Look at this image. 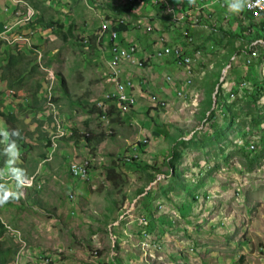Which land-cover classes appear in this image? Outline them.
<instances>
[{
  "label": "rangeland",
  "instance_id": "obj_1",
  "mask_svg": "<svg viewBox=\"0 0 264 264\" xmlns=\"http://www.w3.org/2000/svg\"><path fill=\"white\" fill-rule=\"evenodd\" d=\"M156 1L57 0L52 5L48 0L42 2L46 18L54 22L47 27L39 26L31 36V43L44 54L42 62L50 63L67 80V93L56 85L61 109L91 114L89 124L84 122L83 125L92 128L95 138L91 144L79 137L73 144L63 141L51 166L43 164L51 177L39 191L40 206L13 201L12 206L17 205L22 210L5 204L0 206V214L12 225L13 218L24 219L30 231L27 237L30 249L38 251L47 246L50 251L46 252L60 256V264H264V59L259 58L262 61L253 66L243 61L249 36L233 33L239 31L237 18L242 20L243 10L236 13L237 16L221 4L211 3L206 11L213 12L215 29H204L205 15L200 26L194 29L189 26L193 40L188 41L185 38L188 25L181 26L176 19L186 13L191 17L197 15L194 4L198 0L191 4L189 0H169L167 5L174 10L171 18L164 17L167 9L162 4L156 5ZM225 2L229 5L230 0ZM7 5L12 6V1L0 0V23L9 12L5 10ZM158 11H162V16ZM139 16L145 29L143 24L141 29L137 26ZM150 17L156 22L152 34L146 29ZM105 18H125L127 31L119 33L110 29L101 34L99 29ZM160 18H165L166 30L159 24ZM60 21L65 22L66 28L74 24L73 31H68L66 37L65 28L60 31ZM113 31L117 36L112 39ZM127 33L135 37L127 38L129 43L138 42L136 44L148 53V57L143 58L145 68L132 70L134 77L146 80L145 90L151 94L150 98L160 94L159 99H164L165 94L168 105L166 109L148 110L149 101L144 102L136 95L135 113L124 114L126 118L122 117L120 126L124 127L128 120L132 128L120 129L119 134L115 131L105 134L98 116L90 111L91 100L115 88L108 81L107 73L116 62H109L110 67H107V53L110 51L112 55L114 44L120 43ZM161 35H165L171 45H185L184 49L191 53L201 48L204 53L194 62L193 83L186 89V98L175 93L176 83L182 84L184 75L176 76L175 84L166 78L174 77L177 70L175 65L165 64L172 59L150 58L152 49L147 41ZM6 49L1 47L0 62L6 58ZM22 50L36 57L34 51H27L26 47ZM233 55L235 58L231 59ZM133 66L128 67L136 68ZM41 77L40 71L25 79L28 88L18 92V100L13 97L11 101L2 89L6 88L5 82L0 80V112L16 108L22 111L19 117L28 131L25 142L35 146L32 150L27 147L21 150L28 156L25 162L28 161L30 173L37 166L35 161L42 152L46 129L52 126L49 118L48 121L37 119V109H21V102L31 96ZM122 80L126 81L123 77ZM243 80L250 81L253 89L246 88L245 81L243 88H239ZM117 82L123 85L120 78ZM232 90H236L235 98L228 96ZM44 95L41 91L40 96ZM213 111L216 114L203 126L206 115H212ZM160 128L168 132L167 137L151 133ZM216 129L222 130L218 137L213 136ZM0 134H7L1 116ZM103 137L108 141L98 145ZM179 137L189 143H184V147ZM145 138L148 143L138 150L140 159L126 163L122 154L127 148L133 153L129 144ZM252 143L255 149H250ZM86 147L102 160L94 164L90 180L75 179L74 192L68 155H73L75 148L78 152L79 149L87 151ZM174 147L185 149L177 175L169 172L168 154ZM111 165H115V182L107 175ZM161 173L170 176L164 178ZM156 174L161 177L159 183L154 182ZM71 191L75 193L74 198L70 197ZM161 210L165 218H156L155 214ZM118 215L122 219L113 227L117 240L113 243L108 226ZM142 215L150 220L147 226L139 223ZM30 218H38V221L31 224ZM39 224H44V231H38ZM147 227L157 234L148 238L139 233ZM2 239L8 248H15L11 237L6 235ZM141 245L144 248L141 249ZM152 247L154 249L147 254Z\"/></svg>",
  "mask_w": 264,
  "mask_h": 264
},
{
  "label": "bare ground",
  "instance_id": "obj_2",
  "mask_svg": "<svg viewBox=\"0 0 264 264\" xmlns=\"http://www.w3.org/2000/svg\"><path fill=\"white\" fill-rule=\"evenodd\" d=\"M132 63L135 66H133L130 62L129 63L128 62H120V64L116 67V69L118 70L121 82H123V80H122L123 76L121 74V69H120L121 65L125 64L126 66L128 65L129 67L133 66V67H136V69H143V68H145L144 66L146 65V62H132ZM165 63H167V62H165ZM173 63L175 65V67L177 68V71L174 72L175 76L174 77L167 76L166 78L169 80V82H171V84H175V82H178V80L176 79V76L179 75V77H181V74H183L184 75V81L182 82V84L180 82L176 83L177 87H176L175 93L178 97L186 98V96H188L186 94V89L188 87H190L192 84L189 83V84H187L188 86H185V84L187 83L188 75H191V78L193 81V71L195 70V64H194V62H173ZM256 63L257 62H255L253 64H256ZM106 64H107V67H110L109 62H106ZM253 64H251V65L247 64V65L253 66ZM179 70H180V73H179ZM62 76L65 78L64 75H62ZM107 77H108L109 82H111V83L113 82L112 84L115 86V88L111 89V90H106L102 94L101 97L94 98L93 100H91V106L94 105L96 108V110L93 112H95V114L98 116L99 122L101 123V126H102V132L105 134H112V133H114V129L111 125V120H112L111 117H112L114 111H117V113L121 117H125L124 114L132 115L133 113H135L134 112V105L137 103V97L133 92H131V90L136 89L135 86H133V85L128 86L126 91H125L126 94L131 95V96H135L136 100L132 104V106L130 107V109H129L130 111L125 112L127 108H125L124 102H118L116 98H108L107 97V96H109V97L110 96H116V94H114V93L117 92V87H123V85H120V83L117 82V78H114L113 70L111 67H110V71H108V73H107ZM190 81L191 80H189V82ZM244 81H246V80H243V82ZM66 82H67V80H66ZM127 82L132 83V81L129 78H127V80L124 81L123 83H127ZM56 83L61 84V76L58 77L56 82L52 83V84H56ZM135 84L138 87H140L141 93H145V94L147 93L145 90L146 89V86H145L146 83L142 84V83H140V80H139ZM241 85L242 84L239 85V88H243V87H241ZM246 88L253 89L252 83L248 80L246 81ZM55 90L56 89L53 86H48V87L45 86V88L43 90H41L45 93V95L42 97V99H43V101L41 102L42 107H41V109L38 110L39 112L36 115L38 120H47L48 121V118H49L50 124L52 126V129H46V137H45L44 141L42 142L44 145V148H43L44 152L46 153L45 161L43 164H49L53 161V159L55 158V155H56V151H57V149H59L61 142H63V141L75 142L77 139H75V137L74 138H71V137L74 136L76 132H77L76 134L80 135L79 138H84L88 143H89L88 136L93 134L91 127L88 129L87 127H84V125H83L84 122L86 124H89L88 121L90 119L89 117H91V114L89 113L90 116H88L86 114L87 112L78 111L75 109H73L71 111H63L61 109L62 106H60L57 102L58 99L51 101L50 97L56 95ZM64 92H66V91H64ZM150 95L151 94H148V93L146 95L147 100L150 103L148 110H150V108L155 110L156 107H159L160 109H166L167 108L168 97L165 94H164V96L166 98H164V99H159V97L156 95V96H154V99H152V100L150 98ZM228 96L235 98L236 97V91L232 90V93L229 92ZM47 99H49L50 101L48 102ZM67 117H68V119H67ZM161 130L162 129H160V130L158 129L159 132H161ZM146 143H148L147 138H145L144 140H138L137 142L130 143L129 146H130L133 153H131V151H129V149L127 148L125 150V153L122 154V155H124V159L125 160H126V158L133 159V158H135L134 154H137L138 158H135L131 162L139 160L141 155L138 154V150L143 145H146ZM90 144H91V142H90ZM89 147H92V146H89ZM42 152H43V150H42ZM95 153H96L95 151L91 152L88 148H87V151H83V152H82V149H80L79 152L77 150L75 151V149H74V154L70 157V160L68 162L69 174H71V176L73 178L77 179V177H75V175H79V168H75V167L80 162V168H81V172H82L84 178H79V180H83V181L90 180V177L92 175L91 171H92L94 164L97 161L99 163L100 160H102L100 158V156L98 154H95ZM122 155H121V157H122ZM122 159H123V157H122ZM125 162L131 163V162H127V161H125ZM43 164L41 165V167L43 166ZM42 169L44 170L45 168L42 167ZM48 175H49V173L45 169V175H44L45 179H46V176H48ZM26 183H27V181H26ZM45 183H46V181L41 182L39 189L36 190V192H39L41 190V188L44 187L43 185H45ZM160 205L161 204H159V207H160ZM143 216L148 218L146 215H142L141 217H143ZM141 217H139V218H141ZM150 232H152V231H150ZM153 234H154V232H152V235ZM146 235H147V233H144V237L150 238L149 235H147V236ZM153 249H154L153 247H152V249H149L147 251V254L149 252H151ZM155 250H157V249H155ZM59 259H60V256L57 254L53 255V254H51V252H43V253L15 255L14 260L11 263L12 264H59Z\"/></svg>",
  "mask_w": 264,
  "mask_h": 264
},
{
  "label": "clouds",
  "instance_id": "obj_3",
  "mask_svg": "<svg viewBox=\"0 0 264 264\" xmlns=\"http://www.w3.org/2000/svg\"><path fill=\"white\" fill-rule=\"evenodd\" d=\"M11 1H12V6L5 7V10L9 11V12L7 13L6 19L2 23H0V30H1L2 26L5 23H7L9 21H13L15 19V17H17L15 12L18 9V6L14 3L13 0H11ZM25 1L27 2V4L29 6L33 7L27 0H25ZM48 1L51 2L50 3L51 5L53 3L54 4L57 3V0H48ZM168 1L169 0H165L164 1L165 4H163L164 2H162V0H157L155 2V4L156 5H161V4L164 5L163 8H166L167 12L170 13V14H167V15L168 16H172V14L174 13V10L167 5ZM212 1L213 0H206V2H201L200 0H198V2L196 4H194V6H195L194 8L197 9L198 12H199L197 15L191 17V15L189 13H187V17H185V18H181V16L177 17L176 21L179 22L180 25L182 24L181 26H183V23H185V24H187L188 26L191 27L192 25L196 24L199 20L202 19L200 17L201 11L205 10L206 7L208 8L211 3L221 4L223 7L226 6L225 0H221V2H219V1L212 2ZM194 2H195V0H189L190 4L194 3ZM262 4H264V0H255V4H253L251 2V0H230V2H229V10L238 14L245 8V6H247L248 8H252V7H255V6H261ZM199 5H201V7H198ZM33 8H35V7H33ZM37 12H38V10H37ZM115 19H117V18H115ZM195 19H198V21L195 22ZM124 20L127 21L125 18H124ZM149 23H151L154 26V29H155V27H156L155 20L154 19H150ZM37 24H38V28H39V26L41 27L40 23H37ZM154 29L151 32H153ZM162 37L165 39V41L161 40ZM158 40H160L163 44H165V43L168 44V39H167V37L165 35H161L160 39H158ZM0 41L3 42V46H10V45H7L6 43H4L3 40L0 39ZM10 47L11 48H16V49H18L20 51H23L27 56H31V54L29 52L27 53L24 50H22L23 47H26L27 51H34L35 54H33V55H36V59H38L37 52L34 49L29 48L27 45H23L21 47H19V46H10ZM107 54L110 57L107 60V62H110V59H111L112 55H110V51ZM42 55L44 56L43 53H42ZM42 59H43V57H42ZM2 63H6V62H2ZM34 64L38 66V71H37V73L32 74V75L33 76L37 75V74L40 73V71L42 73V77L38 78V80H39L38 82H42V85L46 86V87L53 86L55 89H56V87H55L56 85H58L59 88L61 87L60 83H56V84H52V83H55L57 78L60 77L61 75H64V74H60L58 71H56L52 67V65H50V63H48V62H39L38 60L36 62H29L28 69L31 68V66L34 65ZM30 78H31V75H27L26 79L29 80ZM4 85H6V88L2 87V89L5 90V92L7 93L6 98H10V99L14 97V93L18 94L19 91H21L22 89H25V87H22V88H19V89L10 88V87L7 86L6 82L4 83ZM36 88H37V83H36L35 88L32 90L33 92L31 93V96L27 97L26 99H23V101H22L23 103L26 104L29 100H31L32 103L34 102L32 96H33V93L36 91ZM50 98H51V101H54V100L58 99V98H56V95L51 96ZM47 100H48V102L50 101L49 99H47ZM39 105H41L40 102L36 103V106H39ZM5 126H6V129H7V134H5V135L4 134H0L2 136H5L4 141H3L4 142L3 143L4 144V148H6L8 142H9L8 126L6 124H5ZM25 141H26V138L24 139L23 143H21V145L19 146V153H16L14 150H12V148H10V155H9V157L7 159V162L5 163V165L3 167L1 165L2 157H0V182L3 185L2 186V194H0V206H3L5 204H11L10 206L12 208L21 209L22 210V208H17L19 206H17V205H13L12 206V204L13 203H17L19 201L21 204L30 205L31 202H32L34 205H36V206L39 205L40 206V203H42L41 200H39L40 192H36V190L39 189V186H40L41 182L45 181L44 180L45 179V176H44L45 175V169L43 170L42 167H41V165L45 161V158H43V156L39 155V157L35 161V163H37V166L34 169V171L30 173V171L27 169V162L28 161L25 162L28 159V156H27L26 153L21 152V150H24L23 148H25V147L29 148L30 150H32L34 148L31 147V145H29ZM27 142H28V140H27ZM23 144H26V145H23ZM16 159H19L21 162L16 161ZM33 163H34V160H33ZM8 165H10L9 169H8ZM26 181H27V183H26ZM40 197H42V196H40ZM35 201L37 202V204L35 203ZM1 214H0V218L2 219V222H3L4 226H5L4 237H6V235H8L16 243V246L13 249L12 248H8V246H7V250H6V253H5L6 256L24 255V254H32V253H43V252H46V251H50L47 246L41 248L38 251L31 250L30 249L31 245L29 244L28 239L24 235V230H23L24 227L19 225L18 219L17 218H13L15 223L12 225L8 221L4 220L5 218H3ZM121 219L122 218L116 219L114 222H112L113 224L111 226L113 227V226L118 225L121 222ZM22 220H24V219H22ZM148 224H150L149 218H148ZM43 225L44 224H39L38 225V227H37L38 231H44L45 230L43 228ZM147 225H145V226H147ZM147 229L152 231V232H154L155 234H157L156 230H152L149 227H147ZM111 234L113 235L112 232H111ZM112 237H113L112 240H113V243H114V240H116V239L114 238V235ZM116 242H117V240H116Z\"/></svg>",
  "mask_w": 264,
  "mask_h": 264
},
{
  "label": "trees",
  "instance_id": "obj_4",
  "mask_svg": "<svg viewBox=\"0 0 264 264\" xmlns=\"http://www.w3.org/2000/svg\"><path fill=\"white\" fill-rule=\"evenodd\" d=\"M27 1L33 7H35L38 10V16L36 18V22L41 24V28L52 25V23L54 21L52 19L49 20V19L46 18L45 10H44V8L42 6V2L45 3L44 1H46V0H27ZM103 1H105V0H103ZM107 1H109V0H107ZM164 1L165 0H162V2H164ZM163 4H165V2ZM225 4H226V2H225ZM6 7H9V5H7ZM141 17L142 16H139V21L141 22V27H142V24H143L144 25V29H145V23L142 22L143 20L141 21ZM237 20L239 22L238 23L239 24V28H238L239 31L238 32H237V30L234 31L233 32L234 34L237 33L239 35H242L243 33H245V34L247 33L249 37H254V38L256 36H263V34L261 33L262 30L253 29L254 32L253 31H249L250 26L246 27L243 24V21L239 17L237 18ZM206 22H207V24H204V25H206V26H204V29L206 31H210L212 29H215L213 23H215V24H217V23H216V21H214V16L211 13L207 15V21ZM64 23H65L64 21H60L59 22V26H60V31H61V29L65 28L64 35L66 37L68 31L69 32L73 31L74 24H72L71 26L66 28ZM202 23L203 22H202V19H201L196 24H194V26L195 27L196 26H200ZM208 24L211 25L212 27H210ZM137 25H138V23H137ZM192 26H191V28L194 29L195 27H192ZM112 28L118 30L119 33L125 32L128 29L127 21H125V23H123V24L113 25ZM189 29H190V27L187 26V29H185V37L188 38V41H192L193 37L188 32ZM222 31L224 32V30H222ZM148 33L152 34L151 31H148ZM227 33L230 34L232 32H227ZM160 37H158V39H160ZM109 43L112 44L113 42L110 41ZM154 44L155 43H153V45ZM1 47H3V42L2 41H0V54H1ZM5 47L7 48L6 51H5L6 58H5L4 61L0 62V80L5 81L7 83V86L10 87V88H13V89H19V88H22V87L28 88L27 87L28 83L25 80L27 75L35 74L38 71V66L37 65L34 64V65L31 66V68L28 69V64H29V62H36V57L35 56L34 57L33 56H27L23 51H20V50H18L16 48H11L10 46H5ZM138 48H139V50L137 52V58L140 61H142V62H146V61L143 60L144 57H142V58L140 57L139 53L141 52V49H140L139 46H138ZM158 49L159 48H156L155 46H153V50H152L151 56H150V58L152 60H153V57H156V50H158ZM189 52L190 51H188L187 49H184V53H189ZM146 57H148V56H146ZM171 59H172V62H175L173 58H171ZM2 62H6V63H2ZM189 80H191V81L189 82ZM192 82L193 81H192L191 75H188V79H187V83L186 84H189V83H192ZM242 82H240V84H242ZM44 88H45V86L42 85V82H37L36 91L33 93V96H32L34 102L32 103L31 100H29L26 104L21 102L22 103L21 104V107H22L21 109H24V110H26V109L27 110H29V109L32 110L33 108L37 109V110L41 109L42 106L41 105L36 106V103L40 102V104H41V102L43 101L42 97L40 96V92ZM60 88L61 89L63 88L62 89L63 91L68 92L66 79L62 75H61V87ZM14 97H15L16 100H18V94L17 93H14ZM107 97L108 98H116L117 101L120 102V99H119V97L117 95L116 96H110V97L107 96ZM26 98L27 97H25V99ZM11 100H12V98L10 99V101ZM22 101H23V99H22ZM95 110H96V108L93 105V107L90 109V111L93 112ZM227 110H231V108H227ZM19 113L21 114L22 111H19L17 108L15 110L10 111V112H2V111L0 112V116L3 118V122L8 126V133H9V142H8L6 148H4V144H3L5 136L0 135V157H2V161H1L2 167L5 165V163L7 162V159L9 157V155H10V148H12V150H14L16 153H19V146L21 145V143H23V141L25 139V133L26 132L28 133V131L26 130L25 126L22 123V119L19 117ZM211 113H212V115H206V118L202 122L203 126L206 125L207 120H210V117L212 118L216 114V113H214V111L211 112ZM116 118L122 119V117L119 114L117 115ZM114 119L115 118H112V120H114ZM221 131L222 130L216 129V134H213V136L218 137L221 134ZM76 133L71 138L75 137V139H78V137H80V135L76 134ZM160 133L161 134L162 133L165 134V136L168 135L167 134L168 132H166V130H164V131L161 130ZM45 137H46V134H45ZM93 138H95L94 134L88 136L89 143L93 140ZM179 139H180V141H179L180 144L181 143L182 144L189 143V142H186L185 138L179 137ZM193 140H191V141H193ZM31 141H33V140H31ZM23 145H26V144H23ZM31 147L35 148V146H33V145H31ZM41 147H42L43 152L40 155L43 156V158H45L46 157V153L44 152V149H43L44 148L43 143L41 144ZM184 147H185V144H184ZM254 147H256V146L254 145ZM222 150H223V148H222ZM184 151H185V149H180L179 150L178 148L174 147V150H171L170 153L168 154V160H169V164L171 166V168H170L171 170L169 171L170 173L174 172V175L178 174L177 166L180 164V161H181V159L183 157ZM135 158H138V156L135 157ZM135 158H133V159L126 158L125 161L131 162ZM107 175H108V179L110 181L115 182L116 173H115L114 165H111L108 168ZM160 175H164L165 176L164 178H166V176H170L169 174H166V173H161ZM160 180H161V177L160 176L158 177V175L156 174V178H155L154 182H158L159 183ZM2 186L3 185L0 182V194H2ZM4 232H5V226H4L3 222H2V219L0 218V264H10L12 262V260H14L15 256H6L5 255L6 250H7V244H6V241L2 239L4 237Z\"/></svg>",
  "mask_w": 264,
  "mask_h": 264
},
{
  "label": "built area",
  "instance_id": "obj_5",
  "mask_svg": "<svg viewBox=\"0 0 264 264\" xmlns=\"http://www.w3.org/2000/svg\"><path fill=\"white\" fill-rule=\"evenodd\" d=\"M13 1L18 6V9L15 12L17 17H15L13 21H9L2 26L0 30V39L10 46L21 47L23 45H27L29 48L34 49L37 52L38 61L42 62L43 55L41 50L37 49L31 43V36L35 35L38 31V25H34L37 24L36 18L38 16V12L35 8L29 6L25 0ZM200 1L206 2V0ZM214 1L221 2V0H213L212 2ZM251 2L255 4V0H251ZM198 7H201V5H199ZM185 17H187V13L181 15V18ZM241 17L242 21L243 18L245 19V21H243V24L246 27L250 26L249 31L254 32L253 29H259L262 30L261 33L263 34V36H256L255 38L249 37V42L245 47L244 53L246 55L243 61L251 65L255 62L262 61L260 59H264V4L252 8H248L247 6H245ZM197 21L198 19H195V22ZM123 23H125L124 18H105L102 21L99 32L103 34L107 30L113 29V25H119ZM146 27L149 31H152L154 29V26L149 22L146 24ZM116 36V32L113 31L111 38L113 39ZM161 40L165 41L163 37L161 38ZM184 46L185 45L181 44L170 45L165 43L162 48L156 50V57L159 59H165L168 57L173 58L175 62H197L198 59H200L204 54L203 51L200 50L201 48L196 49L193 53H184ZM111 50L113 51V54L111 56L110 62H142L137 58V52L139 48L138 44L136 43H116ZM233 58H235L234 55L231 57V59ZM128 86H132V83H123V87H117V92L114 94L119 97L120 102L125 103V108L129 110L132 104L135 102L136 97L126 94L125 91ZM250 148L254 149V144H250ZM136 156L137 154H134V157ZM75 168H79V175H75V177H77V179L84 178L81 172L80 162ZM139 223L141 225H147L148 219L143 216L139 219ZM140 233H147V235H150L152 237V232H150L147 228H143ZM141 248H144V245H141Z\"/></svg>",
  "mask_w": 264,
  "mask_h": 264
},
{
  "label": "crops",
  "instance_id": "obj_6",
  "mask_svg": "<svg viewBox=\"0 0 264 264\" xmlns=\"http://www.w3.org/2000/svg\"><path fill=\"white\" fill-rule=\"evenodd\" d=\"M178 0H171V2H177ZM164 7V6H163ZM195 7V6H194ZM226 9L228 10V11H230L229 10V5L227 4L226 6ZM207 8V7H206ZM205 8V10L204 11H202V14H201V18L203 17V16H205V15H208V14H210V13H208V11H206L207 9ZM157 14H159L160 16H162V11H158V13ZM168 14H170V13H168ZM211 14H213V12L211 13ZM236 14V13H235ZM237 15V14H236ZM238 16V15H237ZM164 17H168L167 16V14H165L164 13ZM170 18H171V16H170ZM150 19H154V17H150ZM156 19V18H155ZM165 19V18H164ZM164 19L163 18H160L159 20V24H161V27H162V29L163 30H166L167 29V27H166V23H165V21H164ZM192 19V18H191ZM137 20H139V18L137 19ZM138 22V28H142L141 27V22L140 21H137ZM192 27H195L194 25L192 26ZM125 36V37H124ZM124 36H122L123 38H121L120 40H119V42L121 43V44H127V43H129V40L127 41V38L128 39H133V38H135V37H132V35H131V33H127V34H125ZM137 40H139V39H137ZM136 40V41H137ZM136 43H138V42H136ZM147 43L151 46V49L153 50V46H155L156 48H162L163 47V43L160 41V40H158V38L157 37H154L153 39H152V37L151 38H149V40L147 41ZM153 43H155L154 45H153ZM168 44H170V42H169V40H168ZM140 47V49H141V52L139 53L140 54V57L142 58V57H146L147 55H148V53H146L145 51H144V48L142 47V46H139ZM110 57H108V59H109ZM107 59V60H108ZM129 63V62H128ZM118 64H120V62H116V64H114L111 68H112V70H113V76H114V78H120V76H119V73H118V70L116 69V66L118 65ZM165 64H173L174 65V63L173 62H167V63H165ZM120 69H121V74H122V76H123V78H126V80H127V78H129L131 81H132V85L133 86H135V90L133 89V90H131V92H133L135 95H138L140 98H142L141 100L142 101H144V102H146L147 101V93L145 94V93H141V89L135 84L136 82H138L139 80H140V83H142V84H144V83H146V80L145 79H143V78H141V77H137V76H135L134 77V74L135 73H133L132 72V70L133 69H136V68H129L128 66H126L125 64H123V65H121L120 66ZM177 71V70H176ZM132 73V76L130 75V74ZM128 76V77H127ZM113 83V82H112ZM186 86H188L187 84H185ZM145 86H147V83H146V85ZM143 91V90H142ZM159 96H162V95H158V97ZM164 96V95H163ZM151 97V96H150ZM164 98H166L165 96H164ZM151 100H152V98H151ZM121 107V106H120ZM125 112H129V111H125ZM117 115H118V113H117V111H114V113H113V115H112V118H115L114 120H111V125H112V127H113V129H114V131L117 133V134H119V130L120 131H124V129L125 128H132V126H131V124H132V122H129L128 120H125V126L124 127H121L120 128V126H121V120L122 119H118V118H116L117 117ZM126 118V117H125ZM134 128V127H133ZM92 129V128H91ZM102 129V128H101ZM93 131V130H92ZM152 134H157V135H161L160 134V132L158 131V129H154V131L153 132H151ZM93 134H94V132H93ZM162 135H165V134H163L162 133ZM167 137V136H166ZM108 141V139H105L104 137H103V139L99 142V144L98 145H101L103 142H105V141ZM70 144H73L74 142H72V141H68ZM69 143H68V145H69ZM97 146V145H96ZM80 150V149H79ZM75 151H76V148H75ZM72 155H68V162H69V160H70V157H71ZM54 162V159H53V161L51 162V163H49V165L51 166V164ZM49 173V175L48 176H46V179L47 180H49V178L51 177V172H48ZM46 179H45V181H46ZM70 179H71V181L73 182V185H75L74 186V189H73V191L74 192H76V188H77V184H76V180H75V178H73L72 176H71V174H70ZM46 184V183H45ZM84 186H86V184H84ZM223 189V188H222ZM73 191H71L70 192V197L71 198H74L75 196V193H73ZM198 196V198H199V194L197 195ZM208 199V198H207ZM207 203H209L208 201H207ZM264 204V203H263ZM124 211V209L123 210H121V212H120V214L122 213ZM163 210H161L160 212H158V213H156L155 214V216H156V218L158 217V218H165V217H163L162 216V212ZM119 214V215H120ZM119 215H118V218H119ZM28 221H30V223L31 224H35V222H37L38 221V218H30ZM18 223H19V225H21L22 227H24L23 228V230H24V235H25V237L27 238V237H29L30 236V231H29V228H28V226H27V224H26V221L25 220H22V219H18ZM113 223H110L109 224V226H108V229L112 232L113 231V227L111 226ZM111 226V227H110ZM113 254L114 255H117V253H115V251L113 250ZM113 262H111V264H112ZM60 264V263H59ZM116 264V263H115ZM250 264H252V262L250 263Z\"/></svg>",
  "mask_w": 264,
  "mask_h": 264
}]
</instances>
